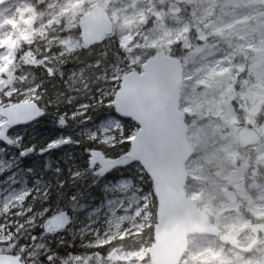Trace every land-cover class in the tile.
I'll return each mask as SVG.
<instances>
[{
  "label": "rangeland",
  "instance_id": "374dc122",
  "mask_svg": "<svg viewBox=\"0 0 264 264\" xmlns=\"http://www.w3.org/2000/svg\"><path fill=\"white\" fill-rule=\"evenodd\" d=\"M164 1L123 0L112 8L110 17L114 25H120L117 40L128 51L154 48V54H170L172 44L186 43L187 33L196 43L188 58L180 61L183 81L179 107L188 119L187 139L192 145L186 163L185 193L206 213L216 235L189 236L180 264H264V238L254 242L250 232L251 225L264 224V207L258 200L264 199V178L260 183L248 181L246 169L240 164L250 153L264 175V122L256 121L264 101V30H260L264 24V0H198L202 10L191 26L188 20L180 18V9L173 0L166 7L165 18ZM98 4H102L100 0H45L44 8L38 10L33 0H0V132L6 125L1 115L3 98L9 99V103L43 98L41 82L33 76L17 82L7 80L18 46L37 39L46 60L65 65L79 45L68 38L47 36L46 27L62 16L67 27H74L81 14ZM62 40L77 50L61 55ZM111 43L113 39L108 38L93 50L97 60H86L64 75L62 90H57L54 97L62 115L73 118L86 114L89 106L112 104L122 77L131 69L105 60L104 52ZM143 61L139 53L131 67L139 71ZM27 126L4 135L3 143L8 139L18 149L0 143V243L13 239L17 230L12 231L11 227L18 229L11 219L31 211L26 204L29 196L38 208L43 206L37 209L35 217L48 213L50 219L59 211L56 206L48 210L49 206L43 204L47 202V193L39 189L41 181L33 180V187L25 176L21 153ZM137 130L131 121L108 116L94 126L81 128L78 135L113 147L131 140ZM247 132L256 136L253 146L245 145L243 137ZM69 138H52L46 148L60 142L65 146ZM66 148L67 145L63 149ZM88 165L89 160H78L68 172L75 177ZM101 184L98 205L73 220L76 238L81 247L89 249L124 238L130 239V243L109 251L105 263L94 254L86 264H151L152 237L148 230L155 225L153 192L144 188V179L138 183L124 177L103 178ZM221 236L233 241L223 242ZM226 245L229 248L224 249Z\"/></svg>",
  "mask_w": 264,
  "mask_h": 264
},
{
  "label": "trees",
  "instance_id": "16d2710c",
  "mask_svg": "<svg viewBox=\"0 0 264 264\" xmlns=\"http://www.w3.org/2000/svg\"><path fill=\"white\" fill-rule=\"evenodd\" d=\"M122 1L100 0L101 5H104L108 12ZM173 1L180 9V18L188 20L191 26L195 22V18L200 15L202 5L198 0ZM33 2L38 10L43 9L45 6V0H33ZM170 2L171 0H165L163 3L165 18H168L166 7ZM260 30H264V24L261 25ZM46 31H48L47 36H58L73 40L79 45V50L73 53V56L67 60L65 65H60L45 59L41 41L35 39L30 43H21L15 51L13 71L7 80L12 79L17 82L25 77L33 76L35 81L41 82L40 90L43 92V98L36 101L41 114L31 123L32 126L28 125L29 128L23 134L22 167L26 170L25 176L30 185L33 180L41 181L38 186L40 190H46L47 202L43 204L49 206L48 210H52L56 206L59 209L58 212L63 211L69 215L70 223L66 228L59 230L48 229V213L39 218L35 217L37 209L43 206L38 208L35 205L36 201L29 196L26 204L31 211L22 217L11 219V221H16L15 225L18 226V229L11 227L12 231H17L11 241L0 243V253L13 254L19 257L24 264H63V262H66V264H86L89 257L94 254H98L101 257V263H105L109 251L127 246L130 239L116 240L98 248H83L76 238L73 220L83 216L101 201L103 178L116 180L118 177H124L138 183L144 179L146 181V185H143L144 188H148L152 192L153 185L146 175L141 171H137L139 167L134 163L121 166L105 175L98 173L95 168L90 169L88 165L81 174L75 177L70 176L68 170L71 165L78 162V160L87 161L90 151L99 150L108 154L109 158H116L126 153L130 146V140L123 141L113 147L103 146L96 139H85L78 135L81 128L94 126L108 116H114L124 122H129V120L117 115L112 104L98 107L88 105L89 107L85 110L86 114L73 118L69 117L68 114L62 115L59 104L54 101L55 92L62 90L64 75L68 70L83 64L86 60L88 62L97 60L93 50L99 45L92 47L82 45L78 27L68 28L64 16L48 25ZM118 31L114 28L112 35L109 37L113 39V43L104 52L106 61H117L125 70H128L137 54L140 53L145 60L155 53L154 48L128 51L118 42ZM187 36L189 39L186 43L184 41V43H174L170 46V55L181 62L188 58L196 44L190 33H187ZM186 45L189 46V49H185ZM9 101V99L3 98V104H8ZM256 121L257 123L264 122V101L259 106ZM186 122H188L187 118ZM60 135L70 136L69 141L66 143V150L63 149L66 147L65 145L60 149L48 151L46 143ZM26 140H28L27 143ZM9 142L15 149H18L10 140ZM243 147L246 151L248 150L245 145ZM68 154H70V157H68ZM240 164L246 169L245 175L248 181L260 183L263 180V170L259 163L253 160L250 153L240 160ZM34 185L33 183L32 186L34 187ZM153 202L155 204L154 193ZM152 210L154 213L155 208ZM148 233L152 237V228L148 230ZM241 239L245 240L243 237ZM226 248L229 247L226 245L224 249ZM139 264H142V262Z\"/></svg>",
  "mask_w": 264,
  "mask_h": 264
},
{
  "label": "water",
  "instance_id": "95a60500",
  "mask_svg": "<svg viewBox=\"0 0 264 264\" xmlns=\"http://www.w3.org/2000/svg\"><path fill=\"white\" fill-rule=\"evenodd\" d=\"M78 27L82 43L91 47L106 40L113 31V22L103 7L95 6L80 17ZM182 81L179 60L163 53L148 57L139 71L133 68L126 73L114 94L113 108L118 115L132 121L138 131L130 141L129 150L119 157L106 158L99 151H90L91 168L98 165L99 172L106 174L135 163L153 184L156 222L152 232L151 264H180L188 249L189 236L211 235L216 231L206 213L185 193L186 163L191 157L192 145L187 139L185 115L179 107ZM40 113L34 101L1 108L6 130L24 126ZM3 135L4 131L0 134V142L4 140ZM255 138L253 132H247L246 144L252 146ZM59 146L53 145L48 151ZM68 223V214L61 212L49 221L48 228H64ZM250 228L254 242L259 233L264 238L263 225ZM220 240L227 242L226 237ZM0 264L24 263L13 254L0 253Z\"/></svg>",
  "mask_w": 264,
  "mask_h": 264
},
{
  "label": "clouds",
  "instance_id": "9594fccd",
  "mask_svg": "<svg viewBox=\"0 0 264 264\" xmlns=\"http://www.w3.org/2000/svg\"><path fill=\"white\" fill-rule=\"evenodd\" d=\"M114 28L119 29V28H120V25H115ZM60 43H61L62 45H64V51L61 53V55H63L64 52L71 53V52L77 50V49L75 48L74 45L71 46V47H69V46L67 45V42H66V41H63V40H62ZM141 47H143V46H141ZM97 63H99V62H97ZM80 71H81V74H83L84 69H81ZM85 79H86V78H85ZM98 79H103V77H98ZM224 103H225V106H227V101H226V100L224 101ZM62 122H63V121H62ZM258 200H259V203H260L261 207H264V199L258 197ZM63 264H66V262H63Z\"/></svg>",
  "mask_w": 264,
  "mask_h": 264
},
{
  "label": "flooded vegetation",
  "instance_id": "af4514ba",
  "mask_svg": "<svg viewBox=\"0 0 264 264\" xmlns=\"http://www.w3.org/2000/svg\"><path fill=\"white\" fill-rule=\"evenodd\" d=\"M69 28V27H68Z\"/></svg>",
  "mask_w": 264,
  "mask_h": 264
}]
</instances>
